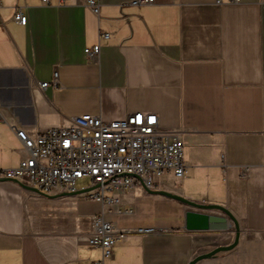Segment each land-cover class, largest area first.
Returning <instances> with one entry per match:
<instances>
[{"label": "crops", "instance_id": "obj_1", "mask_svg": "<svg viewBox=\"0 0 264 264\" xmlns=\"http://www.w3.org/2000/svg\"><path fill=\"white\" fill-rule=\"evenodd\" d=\"M65 1L0 0V167L25 156L14 127L36 135L79 115L155 113L182 133L186 172L154 189L225 206L241 227L235 248L196 264H264V0H97L99 14ZM119 196L108 213L86 193L0 180V264H94L102 251L89 235L103 211L122 234L105 264H189L235 241L234 227L188 230L189 206L140 180Z\"/></svg>", "mask_w": 264, "mask_h": 264}, {"label": "built area", "instance_id": "obj_2", "mask_svg": "<svg viewBox=\"0 0 264 264\" xmlns=\"http://www.w3.org/2000/svg\"><path fill=\"white\" fill-rule=\"evenodd\" d=\"M50 3V0H43ZM156 0H133V5L153 4ZM238 3L241 0H232ZM65 4V0H59ZM223 4L225 0H216ZM94 13L99 14L97 0H87ZM16 20L26 25L28 17L21 11ZM109 38V33L101 34ZM86 54L97 59L101 44L85 49ZM56 77V75H55ZM54 83L57 85V78ZM49 82H42L47 87ZM25 156L14 167H0V179L21 181L45 194L77 192V182L89 177L99 186L86 192L89 198L108 204V213L120 203V194L125 193L142 179L145 187L154 189L156 178L173 174L182 178L186 172L182 133L160 126L159 117L151 112H134L117 120H105L101 115H79L62 126H53L31 135L24 128H13ZM85 187V188H88ZM120 213H132L119 209ZM96 216L89 235L90 245L100 248L101 259L94 264H105L114 255V247L121 239L113 222L106 213ZM155 228H139L141 234L154 233Z\"/></svg>", "mask_w": 264, "mask_h": 264}, {"label": "water", "instance_id": "obj_3", "mask_svg": "<svg viewBox=\"0 0 264 264\" xmlns=\"http://www.w3.org/2000/svg\"><path fill=\"white\" fill-rule=\"evenodd\" d=\"M140 181H142L141 177L138 175H135ZM0 180H5V179H0ZM19 183L23 184L25 187L34 190L38 193L44 194L49 196V194L42 193L41 191L37 190L36 188L25 184L21 181H18ZM99 186V184L94 185L92 187L88 188H83L80 189L77 192H66L67 194H81V193H86L91 190L96 189ZM146 190L151 193V194H158V195H163L166 197H170L179 201H182L186 203L191 210H189L186 214V228L188 230H196V231H225L228 230L232 227L235 228V241L228 246H220L217 247L210 252L200 254L196 258H194L189 264H196L198 261L206 259V258H211L215 255H217L219 252L222 251H227L235 248L241 237V227L236 219V217L232 214V212L227 209L225 206H222L220 204H205L201 202H196L193 200H189L181 195H178L176 193L167 191V190H157V189H150L145 187ZM197 210V211H196ZM220 211L222 214L217 215V214H211L209 212H202V211Z\"/></svg>", "mask_w": 264, "mask_h": 264}, {"label": "rangeland", "instance_id": "obj_4", "mask_svg": "<svg viewBox=\"0 0 264 264\" xmlns=\"http://www.w3.org/2000/svg\"><path fill=\"white\" fill-rule=\"evenodd\" d=\"M172 179V177L171 176H163V177H157L156 178V184H160V183H166V182H168V183H172L173 181L171 180ZM92 184V180H91V178H89V177H85V178H83V179H80L78 182H77V187L79 188V189H83V188H85V187H88V186H90ZM172 200H174V199H172ZM160 221H166L165 219H160Z\"/></svg>", "mask_w": 264, "mask_h": 264}]
</instances>
